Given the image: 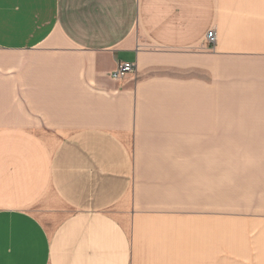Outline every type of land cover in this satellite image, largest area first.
Wrapping results in <instances>:
<instances>
[{
  "label": "crops",
  "instance_id": "1",
  "mask_svg": "<svg viewBox=\"0 0 264 264\" xmlns=\"http://www.w3.org/2000/svg\"><path fill=\"white\" fill-rule=\"evenodd\" d=\"M77 54L83 61L65 59ZM125 62L145 75L113 79ZM189 67L247 78L251 98L224 106L243 110L230 124L234 137L203 138L215 123L199 113L204 83L190 88ZM158 69L177 76L148 74ZM138 99L153 102L158 124L186 132L173 139L184 159L162 173L184 204H233L241 191L260 192L264 204V166L236 162L247 176L231 188L228 158L243 143L241 157L264 153V0H0V264H132ZM212 140L222 142L221 158L202 153ZM149 169L155 176L157 164Z\"/></svg>",
  "mask_w": 264,
  "mask_h": 264
},
{
  "label": "rangeland",
  "instance_id": "2",
  "mask_svg": "<svg viewBox=\"0 0 264 264\" xmlns=\"http://www.w3.org/2000/svg\"><path fill=\"white\" fill-rule=\"evenodd\" d=\"M52 40H55V37ZM50 42L42 48L49 47ZM212 46L206 43L203 45L206 49ZM76 56L65 59L73 61V64L83 61L78 57L80 54ZM61 59L64 60V53L61 54ZM64 71L67 72L68 69ZM69 72L76 76H85L84 70L70 69ZM137 72L129 74L123 80H132L134 83L145 75ZM236 72L220 69L219 74L213 78L207 69L196 70L195 67H189L186 73L183 70L182 75L189 77L190 88L197 90V82L204 83L201 92L206 98L207 108L205 111L199 110V113L205 115L209 122L215 123L213 129L209 128L210 130L202 135L205 139H216L231 133L234 137L238 130L236 126L230 125L232 120L240 118L243 121V117H239L243 115V110L224 108L233 101L236 104L237 99L243 96L251 98V93L242 88L247 78ZM148 74L153 77L177 76L175 71L172 73L164 69L153 70ZM213 81L217 82L215 97L212 91ZM151 104L152 101L138 99L132 105L134 127L131 136L136 144L130 149L134 159L132 187L139 195L135 197L134 206L128 214L134 220L132 226L130 225L134 253L132 264H264V204L260 205L257 201L260 192L248 196L241 191V200L227 205L215 203L210 206L206 203L196 209L184 204L180 197L183 192L176 189L171 180L163 178L162 173L165 172L166 162L179 163L184 159L181 149H175L176 141L173 139L184 140L186 132L171 125L158 124L159 119L150 113L154 108ZM67 105L63 101L60 102V108ZM144 105H148L147 110ZM232 115L234 118H231ZM245 117L246 121H250L251 117ZM222 121L229 124L228 128L222 127ZM64 127L67 129V126ZM244 128L242 126L239 135L250 138V132L244 133ZM243 144L240 149L231 148L228 157L233 166L231 188L241 186L242 182L239 180L243 181L247 176V172L239 168L236 162L247 163L252 168L261 164L264 166V153L259 158L251 156L249 152L241 157L242 153V156L245 154L244 147H249V143ZM207 145L208 147L202 150L203 154H208L210 149H213L217 158L222 155V142L212 140L206 143ZM155 163L158 167L157 173H154L156 175L147 176L150 164ZM244 199H247L246 202Z\"/></svg>",
  "mask_w": 264,
  "mask_h": 264
},
{
  "label": "built area",
  "instance_id": "3",
  "mask_svg": "<svg viewBox=\"0 0 264 264\" xmlns=\"http://www.w3.org/2000/svg\"><path fill=\"white\" fill-rule=\"evenodd\" d=\"M207 42L209 45L216 43V31L214 29L210 30L207 34ZM137 71L136 63H121L113 72L112 78L115 80H122L126 78L129 74L135 73Z\"/></svg>",
  "mask_w": 264,
  "mask_h": 264
}]
</instances>
